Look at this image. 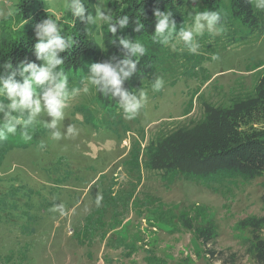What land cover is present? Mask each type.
I'll list each match as a JSON object with an SVG mask.
<instances>
[{
  "label": "rangeland",
  "instance_id": "rangeland-1",
  "mask_svg": "<svg viewBox=\"0 0 264 264\" xmlns=\"http://www.w3.org/2000/svg\"><path fill=\"white\" fill-rule=\"evenodd\" d=\"M67 1L39 0L30 4L29 19L17 23L10 17L18 0H0V37L9 18L7 27L18 32L39 14L56 20L61 30L68 23L63 20ZM87 1L94 9L89 35L101 48L105 23L96 19L95 9L107 16V0ZM202 8V0L184 6V24L175 25L143 86L129 94L147 93L135 118L127 119L119 105L96 101L91 72H71L64 74L68 108L57 128L44 127L52 117L42 111L30 140L21 137L25 129L18 126L15 135L0 141V264H257L251 228L240 223L264 215V175L249 181L224 174L195 180L179 175L165 182L145 166L151 141L199 122L205 106L227 109L252 95L264 74V10L256 0L259 29L230 22L223 7L225 31L205 30L194 38L197 54H190L179 33L194 28ZM9 76L20 83L25 77L0 69V78ZM158 78L163 85L157 92L152 85ZM51 86L36 88L42 106ZM0 100L11 103L6 96ZM70 125L78 130L76 137L67 135ZM56 131L60 140L52 138ZM186 221L194 227L211 223L216 238L202 245L184 227ZM259 236L264 241V227Z\"/></svg>",
  "mask_w": 264,
  "mask_h": 264
},
{
  "label": "trees",
  "instance_id": "trees-1",
  "mask_svg": "<svg viewBox=\"0 0 264 264\" xmlns=\"http://www.w3.org/2000/svg\"><path fill=\"white\" fill-rule=\"evenodd\" d=\"M34 3H39V0H18L15 13L10 18L15 19L17 23H24L29 19V6ZM71 3L72 0L67 1V5ZM188 4L194 3L192 0H107L106 9H110L114 17L128 16L129 22L122 29L116 24L115 34L111 33L105 24L101 34V48L89 35L92 22H88L86 17L89 14L94 17L90 2L81 0V6L86 9L84 19L74 16L66 7L63 20L68 23L60 30V35L70 36L74 43L71 48L61 53L64 63L57 70L63 71L64 74L82 73L86 70L91 72L90 66L94 63H112L118 68L123 61L131 59L138 61L137 71L123 82L122 88L129 94L138 91L154 67L156 51L165 45L161 42L163 38L155 36L157 21L154 11H171L175 25L184 24L186 13L183 8ZM202 5V11L207 9L221 12L223 7L227 8L228 20L238 23L248 31L260 28L254 13L253 0H202ZM10 18L0 37V69L19 72L22 71L19 66L21 62L25 65L35 63L42 66V60H38L35 54V44L38 42L37 25L46 21L47 16L36 15L30 25L21 28V31H24L21 37L20 30L11 31V28L7 27ZM137 21L142 25L139 32L135 31ZM121 38H126L133 44L139 41L146 49L145 53L132 54L130 49L120 45ZM9 62L11 68L5 66ZM95 98L100 105L106 107L122 103L119 97H112L111 92L104 95L96 88ZM203 114V118L191 127L177 129L159 142L151 141L145 152L147 169L161 173L165 182H170L179 175L195 180L224 174L225 178H241L248 181L264 175V74L252 95L236 100L227 109L205 106ZM137 159L138 154L132 156V162L135 161V164ZM261 201L264 204V194ZM183 220L182 217L181 222ZM240 226L251 228L253 243L250 250L253 259L257 264H264V241L259 236L264 227V215L241 221ZM184 227L192 231L204 246L216 238L211 223L194 227L191 222L186 221Z\"/></svg>",
  "mask_w": 264,
  "mask_h": 264
},
{
  "label": "clouds",
  "instance_id": "clouds-1",
  "mask_svg": "<svg viewBox=\"0 0 264 264\" xmlns=\"http://www.w3.org/2000/svg\"><path fill=\"white\" fill-rule=\"evenodd\" d=\"M195 4L196 0H192ZM67 7L71 10L74 16L85 18V7L81 6L78 0H72ZM256 7L264 10V0H256ZM108 15L105 16L100 7L95 9L96 19L103 21L108 25V30L115 34L117 31L116 24L122 29L128 25V16H115L110 9ZM154 17L157 21L155 27V36L164 37L162 43H167V38L171 36L175 30V20L172 19V12L159 9L154 11ZM88 22H93V16L89 14L86 17ZM142 25L137 21L136 32L141 30ZM212 34H222L225 31L222 22V14L220 11L196 10L194 16V28L192 30L182 29L179 33L181 40L185 43L187 51L190 54H197L200 45L194 42V38L202 36L205 32ZM167 33V36L164 34ZM37 39L35 44V54L38 60H43V66H37L35 63L24 62L20 63L22 73L27 74L23 79V83L17 82L12 76L8 78H0V97H7L11 103L4 105L0 100V113L3 114L4 123L0 124V141L7 140L9 135L17 133V127L22 126L25 131L21 133L24 140H30L32 137L29 134L31 129L37 123V117L42 111H45L48 116L52 117L50 123L44 124L46 128H57L60 121L65 116V110L68 108V85L67 76L63 71L57 73L56 69L63 65L64 60L61 58V53L72 47L74 41L69 37L60 35V28L54 19H48L42 24L37 25ZM125 49H130L132 54L139 53L143 55L146 49L137 41L131 43L126 38H121L119 41ZM219 57L213 55L212 59L217 60ZM137 62L131 59L123 61L122 65L114 67L112 63H94L90 66L91 76L88 78L89 83L94 86L98 92L107 95L111 92L112 97H119L122 103H119L127 119L135 118L140 110L144 107L147 93L141 90L139 98L135 95L130 96L129 93L122 88L125 80L130 78L137 71ZM11 68V63L5 65ZM57 76L59 81L57 82ZM54 85L49 87L43 95V106L41 99L37 97L36 88L41 85ZM163 79L158 78L152 88L154 91L162 89ZM85 93L89 92L88 88L84 89ZM25 113L27 115L25 116ZM69 137H76L78 130L74 125L67 128ZM53 140H60L61 133L56 131L52 134ZM60 207H63L61 205Z\"/></svg>",
  "mask_w": 264,
  "mask_h": 264
}]
</instances>
